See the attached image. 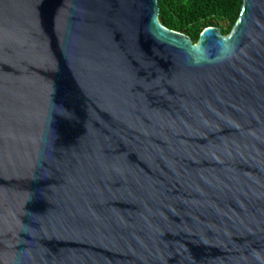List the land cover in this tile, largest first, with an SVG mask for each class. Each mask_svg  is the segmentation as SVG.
Returning <instances> with one entry per match:
<instances>
[{"label": "water", "instance_id": "95a60500", "mask_svg": "<svg viewBox=\"0 0 264 264\" xmlns=\"http://www.w3.org/2000/svg\"><path fill=\"white\" fill-rule=\"evenodd\" d=\"M159 14L0 0V264H264V0Z\"/></svg>", "mask_w": 264, "mask_h": 264}, {"label": "trees", "instance_id": "16d2710c", "mask_svg": "<svg viewBox=\"0 0 264 264\" xmlns=\"http://www.w3.org/2000/svg\"><path fill=\"white\" fill-rule=\"evenodd\" d=\"M161 22L186 33L195 43L205 28L217 26L228 35L236 24L244 0H159Z\"/></svg>", "mask_w": 264, "mask_h": 264}]
</instances>
